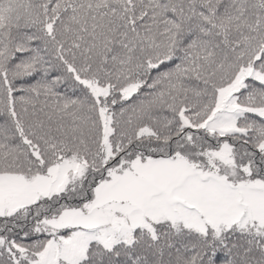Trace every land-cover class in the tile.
<instances>
[{
  "label": "snow or ice",
  "instance_id": "snow-or-ice-1",
  "mask_svg": "<svg viewBox=\"0 0 264 264\" xmlns=\"http://www.w3.org/2000/svg\"><path fill=\"white\" fill-rule=\"evenodd\" d=\"M0 264H264V0H0Z\"/></svg>",
  "mask_w": 264,
  "mask_h": 264
}]
</instances>
